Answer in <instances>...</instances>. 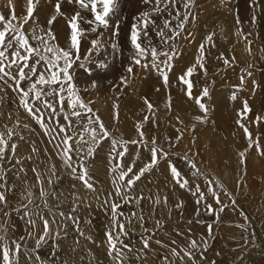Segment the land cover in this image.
Wrapping results in <instances>:
<instances>
[{
    "label": "rangeland",
    "instance_id": "rangeland-1",
    "mask_svg": "<svg viewBox=\"0 0 264 264\" xmlns=\"http://www.w3.org/2000/svg\"><path fill=\"white\" fill-rule=\"evenodd\" d=\"M230 1L232 0H195L191 16L188 18L191 22L185 24L179 37L170 41L175 44L176 55L172 61V70L169 72L164 68L169 76L167 86L159 72L151 67L134 65L130 59L133 52L130 43L131 26L137 22L139 12L142 13L138 12L140 6L138 3L143 9L149 7L143 0H116L109 28L98 27L96 33H91L87 30L92 25L87 23L80 25L86 30L80 43L81 57L89 51L92 40L99 39L103 45L92 52L93 63L87 65V70L78 68L76 71L75 83L80 89V96L86 102H91L90 107L113 136L128 141L139 140L137 127L142 124L141 130L145 133L146 140L151 141L155 137L157 144L166 149L169 144L174 145L171 149L172 154L166 159L158 158V166L150 173H146L136 184L133 194L143 192L144 196L152 197L153 200L157 196L161 199L167 197V204L155 205L153 216V204L149 200L142 201L140 207L146 213L144 227L151 232L144 233L140 224L135 223L134 231H130L128 237L122 238L125 244L135 245L134 251L127 253L129 260L124 264H164L165 256L171 264H180V261L171 255L170 248H176L183 255L181 249L188 247L190 239L200 243L201 238L207 241L208 247L207 251L203 252L205 257L203 260L200 253L196 254V264H264V155L260 149L249 145L246 134L240 127V123H244L253 137L264 146V121L258 124L250 123L257 116H264V27H260L258 32H255L254 28L248 32L236 19L234 6L231 5L232 2L238 5L239 0ZM256 2L257 0H244V4L249 6L247 14L250 19L255 17V24L264 25V14L259 13L260 6ZM259 2L263 4L264 9V0ZM56 3L57 0H39L35 6L34 16L38 18V23L43 28H51L59 46L63 47L70 38L68 20L72 15L80 11L87 20H93L94 15L88 10L80 9L75 3L62 0L61 11L64 16L57 15L56 21L49 26V18L56 15ZM46 6L49 9L43 11ZM134 6H137L136 10H133ZM99 7L98 4V10ZM26 9L27 0H0V14L9 20L13 14L23 18ZM177 9L181 12L187 11L180 5H177ZM172 23L175 25L178 21ZM31 24L32 21L29 20L24 26L25 30H28ZM0 30H3L2 22ZM114 30L118 35H112ZM189 33L192 35L189 36ZM149 36L153 46L168 50L154 31H150ZM208 36H212L211 41L207 39ZM118 38L122 42L121 48L116 44ZM201 44L206 49L203 61L200 60L199 52ZM164 59L163 56L160 57V60ZM224 60L230 62L225 64ZM201 62L204 68L200 67ZM100 64H106L101 71ZM89 66L92 68H88ZM130 66L133 67L131 74L127 71ZM188 66H195L192 76H186V79L193 83L191 97L187 94V85L177 79L186 74ZM106 68L109 70L106 71ZM116 73H120L119 79H115ZM123 77L125 79L122 80ZM204 88H208L209 91L206 97L203 96ZM233 95L237 97L236 100L232 99ZM226 97L231 102L226 103L224 109L217 104V98ZM197 98L205 104L206 112L195 102ZM146 100L153 105V110H148ZM244 101L249 104L250 112L242 111ZM0 111L4 113L0 118V132L5 131L4 125L14 127L15 121L20 120V127L17 130L26 138L24 141H18L13 137V140L18 142L16 155L21 164L7 173L8 182L15 185L14 194L8 197L11 201L10 207H15L18 202L27 203L26 200H20L21 193L26 194V189H31L35 196L39 195L40 187H33L37 183L32 171L34 167L44 177L43 187L49 188L48 164L55 163L60 169L57 175L61 179L58 183H55L54 179L49 191L55 190L58 199L49 195L48 202L52 206L58 205L59 207H54V210L63 211L67 216L73 207V192L78 194L80 204L73 215L79 216V227L84 233L81 236L71 221H64L68 235L66 239L58 241L61 246L58 256L61 261L67 259L69 264H115L108 256L106 232L110 228L111 215L110 209L104 205L105 196L109 192L113 194L112 199L116 200L115 186L112 183L116 174L111 170L115 153L109 154L110 137L101 142L94 159L88 158L92 163L90 171L94 176L96 191H86L81 181L66 174L61 159L55 154L53 145L49 143L51 137L45 136L44 130L13 103L11 90L8 91V99ZM117 112L118 118L114 119V113ZM190 115H198L201 119H192ZM145 116L149 117L147 121ZM25 123L29 125L28 129L23 128ZM80 131L81 126H76L74 132L78 134ZM33 147L38 151L33 152ZM129 147L130 153L120 158V163L125 169L133 160L137 146ZM177 153L187 154L189 160L193 161L204 175L199 178L193 177L191 171L195 169L190 170L186 162L178 158ZM241 153L244 155L241 156ZM29 156L31 159H28ZM149 161V152L140 145L134 171ZM169 161H172L183 177L189 180L193 189L196 184L200 185L206 201L212 204L214 209L226 205L224 211L205 215L202 205L196 203V197L175 183L170 174ZM15 163L13 159L11 164H5V167H11ZM21 167L27 170L26 174L19 172ZM72 185H75V188L71 187ZM209 186L219 194L222 205L216 204L208 191ZM181 203L182 208L176 207ZM35 204L43 209L41 200L36 199ZM33 206L29 205L30 208ZM135 210L133 205H124L119 209L126 214ZM44 215H49L47 210L44 211ZM6 220L8 218L0 214V223ZM158 220L161 221L160 226L156 223ZM198 220L201 222L197 223ZM57 222H61L59 217ZM208 225H212L211 235ZM39 227L42 228V225ZM29 231L32 229L26 226L25 221L13 213L8 224V235L17 239L26 236ZM38 232L39 228L37 234ZM149 234L152 236L150 249L144 250L146 255H141V259L137 260L136 250L142 248L141 236ZM157 240L162 241L167 247L157 244ZM26 243L28 248H32L35 241L29 239ZM51 243L49 241V246L39 250L42 258H48ZM73 247L76 249L75 252L71 251ZM20 259L21 264H29L23 253L20 254ZM185 260L187 261L186 257ZM32 264H35V257L32 258ZM187 264H191V261H187Z\"/></svg>",
    "mask_w": 264,
    "mask_h": 264
},
{
    "label": "snow or ice",
    "instance_id": "snow-or-ice-1",
    "mask_svg": "<svg viewBox=\"0 0 264 264\" xmlns=\"http://www.w3.org/2000/svg\"><path fill=\"white\" fill-rule=\"evenodd\" d=\"M38 2L39 0H27L26 15L23 18L13 14L11 20H9L5 15L0 14V22L3 23V30H0V93L3 94L0 95V109H2L5 100L8 99V91L11 90L13 103L44 130L45 136L51 137L49 143L53 145L55 154L61 159L66 174L70 178L81 181L86 191H96L94 176L90 171L92 163L88 158L94 159V154L101 142L110 137L111 151L109 154L115 153L111 170L116 174L112 181L115 186L116 200L112 199L113 194L111 192L105 196L104 205L110 209L111 215L110 228L106 232V243L108 256L115 264H124L125 261L129 260L127 253L133 252L135 245L125 244L122 238L128 237L130 231H134L135 223L140 224L144 233L151 232L150 229L144 227L146 213L140 207L142 201L149 200L153 204V216L156 210L155 205L167 204V197L161 199L157 196L153 200L152 197L144 196L143 192L133 194L136 184L146 173H150L154 167L158 166V158L166 159L172 154L171 149L174 148V145L169 144L168 149H166L157 144L155 137L151 141L146 140L144 138L145 133L141 130L142 124L137 127L139 140L128 141L113 136L106 124L90 107L91 102H86L80 96V89L75 83L76 71L78 68L87 70V65L93 63L92 52L103 46L99 39L92 40L89 51L81 57L80 43L86 30L80 25L81 23L92 25L87 30L91 33H96L98 27L109 28V20L110 16L114 14L116 0H68L69 3L78 5L80 9L90 11L94 15V19L87 20L81 15L80 11L75 12L68 20L71 29L70 38L63 47L59 46L51 28H43L38 23V18L34 16L35 6L38 5ZM194 2L195 0H143V3L148 5L149 8L147 11L142 12L137 17V22L131 26L130 43L133 52L130 59L134 65L144 68L151 67L159 72L166 86L169 84V76L164 68H167L169 72L172 70V61L176 55L175 44L170 43V41H174L179 37L185 28V24L191 22L188 18L191 16V8ZM98 4L100 6L99 10ZM61 5L62 0H57L55 5L56 15L49 18V26L56 21L57 15L64 16ZM177 5L187 11L181 12L177 9ZM29 20L32 21V24L28 30H25L24 26L28 24ZM13 21H18V23L14 24ZM173 21H178V23L173 25ZM150 31H154L160 37L161 43L168 49L167 51L152 45L149 36ZM170 33H174V35ZM112 35H118V32L114 30ZM188 35L191 36L192 34L189 33ZM207 39L211 41L212 36H208ZM205 51L204 45L201 44L199 47L201 61L204 59L203 53ZM161 56L165 59L160 60ZM81 60L83 62H80ZM229 62V60H224L225 64ZM99 67L104 68L106 64H100ZM200 67L204 68L202 62ZM127 71L131 74L133 67L130 66ZM194 71L195 66H191L186 70L185 75L178 77L180 81L187 85L189 97L192 96L193 83L186 79V76H192ZM248 74L251 75V73ZM243 80L242 77V83ZM92 86L95 87V84ZM208 95V88H204L203 96ZM232 99H236L235 95L232 96ZM195 102L200 109L207 111L205 104L201 103L199 98ZM145 103L148 110H153V105L150 102L146 100ZM242 111H251L247 101H244ZM88 113H91V115H87ZM3 115V111H0V118ZM85 118L86 122H84ZM117 118L118 112L114 113V119ZM9 119H11V114ZM148 119L149 117L145 116V121ZM196 119L200 120L201 118L197 117ZM261 121H264V116H257L250 123L258 124ZM238 123L240 122L238 121ZM76 126H81V131L78 134L74 132ZM19 127L20 120H16L14 127L4 125L5 131L0 132V214L8 218V220L0 223V260H2V264H21L20 254L23 253L29 264H32L33 257H35V264H69L67 259L61 261L60 256H58V253L61 252L58 241L66 239L68 235L64 221H71L76 231L81 236L84 235L79 227V216L73 215L79 207L80 197L73 192V207L67 216L63 211L54 210V207H59L58 205L52 206L49 204V195L58 199L55 190L50 192L49 188L52 187L54 179L55 183H58L61 179L57 175L60 169L57 168L55 163L48 164L47 184L49 188L43 187L44 177L34 167L32 171L36 176L37 183L33 187H40L39 195L35 196L31 189H26V194L21 193L20 200H26L27 203L18 202L15 207H10L11 201L8 197L14 194L15 185L8 182L7 173L21 164V160L16 155L18 142L14 141L13 137H16L18 141L26 139L17 130ZM240 127L243 128L249 145L257 147L264 155V146L260 145L259 141L253 137L249 128L244 123H240ZM23 128L28 129L29 125L25 123ZM85 133H87V138H85ZM69 141H72V143H69ZM129 145L137 146L136 153L133 154V160L125 169L120 163V158L130 153ZM140 145H143L144 150L149 152L150 161L134 171ZM37 151L38 149L33 147V152ZM45 152L47 154L46 149ZM240 155L243 156L244 154L241 153ZM177 156L180 160L186 162V166L190 170L195 169V171H191L193 177L199 178L204 175L202 170L197 168L193 161L189 160L187 154L177 153ZM13 159L16 163L11 167H5V164H11ZM28 159H31V156ZM169 168L175 183L180 188L189 190L196 197V203L202 205L205 215L223 212L224 208L227 207L222 205L219 194L209 186L208 191L212 194L216 204L222 205L219 209H214L212 204L206 201L199 184H196L193 189L189 180L183 177L172 161H169ZM26 171L23 167L19 168V172H25L26 174ZM17 178H19L18 173ZM71 187L75 188V185ZM225 194L227 195V193ZM36 199L42 201L43 209L40 205L35 204ZM29 205L34 206L30 208ZM124 205H133L136 210L127 214L119 211ZM176 207L182 208V203L176 205ZM45 210L48 211V216L44 215ZM199 212L200 209L197 210V215H199ZM13 213L23 219L26 226L32 229L26 236L13 239L8 235V224ZM57 217L60 218V223L57 222ZM196 222L200 223L201 221ZM156 223L160 226L161 221L158 220ZM189 223H192V221H189ZM40 225H42V228L39 227ZM38 228L39 232L37 234ZM189 231L191 230L189 229ZM208 231L211 235L212 225H208ZM178 234L181 233L178 232ZM85 238L91 239L90 237ZM29 239L35 241L32 248L27 247L26 242ZM151 239L150 234L141 236L142 248L136 250L137 255L135 258L137 260L141 259V255H146L144 250L150 249ZM49 241L52 242L49 256L48 258H42L39 255V250L49 246ZM156 243L167 247V245H163L162 241L157 240ZM172 243H175V241H172ZM207 247V241L203 238H201L200 243H197L195 239H190L188 247L181 249L183 255L176 248H170V252L176 260L180 261V264H187V261L196 264V254L200 253L203 260L205 258L203 252L207 251ZM71 251L75 252L76 249L73 247ZM163 259L164 264H171L167 256Z\"/></svg>",
    "mask_w": 264,
    "mask_h": 264
},
{
    "label": "bare ground",
    "instance_id": "bare-ground-1",
    "mask_svg": "<svg viewBox=\"0 0 264 264\" xmlns=\"http://www.w3.org/2000/svg\"><path fill=\"white\" fill-rule=\"evenodd\" d=\"M134 1H136V0H134ZM233 1V0H232ZM232 1H230V2H232ZM131 3H133V1H130ZM242 2V3H241ZM136 3H138V2H136ZM260 7H259V10L261 11V12H259V13H262L263 12V14H264V9L262 8L263 6V4L261 5L260 4V2H259V0H257V2H256ZM140 6L138 7V12L139 11H142V12H144V11H147L148 10V8H145V9H143L141 6V4L140 3H138ZM238 5H236L235 4V2H232L231 3V5H233L234 6V12H235V15H236V19L239 21V23L243 26V27H245V29L249 32V31H251V29L252 28H254V29H256L255 30V32H258L259 31V28L260 27H264V25L262 24V25H257V24H255V17L254 18H252V19H250L249 18V16H248V14H247V11H248V9H249V6H247V5H245L244 4V0H239V2L237 3ZM123 8V7H122ZM136 8H137V6H134L133 7V10H136ZM49 9V7H44L43 8V11H47ZM258 10V9H257ZM125 11H126V8H125ZM132 11V10H131ZM117 13V12H116ZM140 14H141V12H139ZM255 13H256V10L254 9V15H255ZM232 14V13H231ZM117 17V16H116ZM119 17V16H118ZM233 18V17H232ZM259 19V18H258ZM115 20V19H114ZM131 20V19H130ZM117 21V20H116ZM130 22H132V21H130ZM250 22V23H249ZM248 23H249V27H247L248 26ZM258 23V22H257ZM116 40V39H115ZM122 42H121V40H120V38H118L117 39V41H116V44H117V46L119 47V48H121L122 47V44H121ZM112 66V65H111ZM116 66V65H115ZM117 66H119V65H117ZM92 68V66H89L88 68ZM95 67V66H94ZM189 67V66H188ZM113 68V67H112ZM181 68V67H180ZM101 69H103V68H100V70L99 71H101ZM120 69H122V68H120ZM119 69V70H120ZM106 71H108L109 69H105ZM105 70H103V71H105ZM105 71V72H106ZM179 71V70H178ZM182 71V70H181ZM98 72V71H97ZM184 72V71H183ZM180 73V72H179ZM93 74H95V73H93ZM181 74V73H180ZM115 76V79H119L120 78V73H116V74H114ZM152 77L153 78H155V76L154 75H152ZM123 79H125L124 77L122 78V80ZM178 79V78H177ZM179 90V89H178ZM237 98V97H236ZM240 98H241V96H240ZM243 99V98H242ZM236 100V99H235ZM167 102V101H166ZM228 102H231V100L230 99H227V97L226 98H217V104H220L224 109H225V104L226 103H228ZM233 102H235V101H233ZM236 102H238V101H236ZM240 103V102H239ZM239 103H238V105H239ZM233 105H237V104H235V103H232ZM249 105V104H248ZM216 106V105H215ZM242 106V105H241ZM240 107V106H239ZM210 109H211V107H210ZM200 112V111H199ZM198 112V113H199ZM213 112V111H212ZM201 113V112H200ZM199 113V114H200ZM185 114H187V113H185ZM189 114H191V113H189ZM212 115V114H211ZM187 116V115H186ZM191 116V118L192 119H195V118H197L198 117V115H190ZM212 125V124H211ZM218 128V127H217ZM170 261V260H169Z\"/></svg>",
    "mask_w": 264,
    "mask_h": 264
}]
</instances>
